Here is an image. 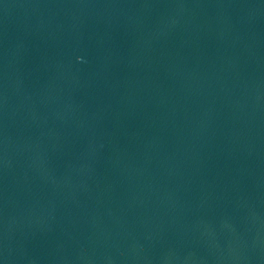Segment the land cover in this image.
<instances>
[{
	"label": "water",
	"instance_id": "1",
	"mask_svg": "<svg viewBox=\"0 0 264 264\" xmlns=\"http://www.w3.org/2000/svg\"><path fill=\"white\" fill-rule=\"evenodd\" d=\"M0 264H264V0H0Z\"/></svg>",
	"mask_w": 264,
	"mask_h": 264
}]
</instances>
